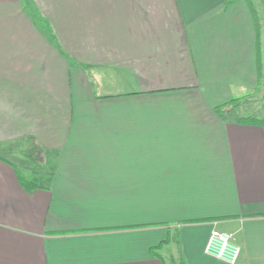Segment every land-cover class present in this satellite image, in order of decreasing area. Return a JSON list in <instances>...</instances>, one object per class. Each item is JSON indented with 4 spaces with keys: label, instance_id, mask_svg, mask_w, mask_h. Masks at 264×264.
Returning <instances> with one entry per match:
<instances>
[{
    "label": "crops",
    "instance_id": "crops-1",
    "mask_svg": "<svg viewBox=\"0 0 264 264\" xmlns=\"http://www.w3.org/2000/svg\"><path fill=\"white\" fill-rule=\"evenodd\" d=\"M247 117L264 0H0V264H228L215 225L264 264Z\"/></svg>",
    "mask_w": 264,
    "mask_h": 264
},
{
    "label": "built area",
    "instance_id": "built-area-1",
    "mask_svg": "<svg viewBox=\"0 0 264 264\" xmlns=\"http://www.w3.org/2000/svg\"><path fill=\"white\" fill-rule=\"evenodd\" d=\"M205 253L228 264H237L242 253V245L234 232L213 227L206 245Z\"/></svg>",
    "mask_w": 264,
    "mask_h": 264
},
{
    "label": "trees",
    "instance_id": "trees-1",
    "mask_svg": "<svg viewBox=\"0 0 264 264\" xmlns=\"http://www.w3.org/2000/svg\"><path fill=\"white\" fill-rule=\"evenodd\" d=\"M231 4V2H229L228 4H227V7H229V5ZM237 103H232V104H230L228 107H225L224 108V112H226V113H228V112H231L232 110H234V109H236V107H237ZM241 120L242 121H247V122H251V123H262V124H264V119H257V118H252V117H247V118H241ZM24 182H26V186L27 187H29L30 188V186L31 185H34L33 184V181H28V180H26V181H24ZM160 260H161V264H163V261H162V259L160 258Z\"/></svg>",
    "mask_w": 264,
    "mask_h": 264
},
{
    "label": "rangeland",
    "instance_id": "rangeland-1",
    "mask_svg": "<svg viewBox=\"0 0 264 264\" xmlns=\"http://www.w3.org/2000/svg\"><path fill=\"white\" fill-rule=\"evenodd\" d=\"M178 240H179V244L181 245V247H182V241H180V237L178 236ZM174 247H176L177 249H178V245L177 246H174ZM165 248H167V247H165ZM173 247H171V248H167V249H169V250H167V252H165L166 254L164 255V259L166 260V262H167V264H187V262H186V259H185V256H184V254H183V252H182V256L179 258V255H177L176 257H175V260L174 261H172V258H171V260H169V257H170V254L169 253H171V249H172ZM181 259L182 260H184V263H181Z\"/></svg>",
    "mask_w": 264,
    "mask_h": 264
}]
</instances>
